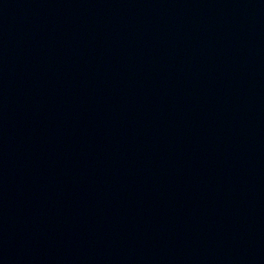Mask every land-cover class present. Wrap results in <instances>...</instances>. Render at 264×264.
<instances>
[{"label":"water","instance_id":"95a60500","mask_svg":"<svg viewBox=\"0 0 264 264\" xmlns=\"http://www.w3.org/2000/svg\"><path fill=\"white\" fill-rule=\"evenodd\" d=\"M0 264H264V0H0Z\"/></svg>","mask_w":264,"mask_h":264}]
</instances>
